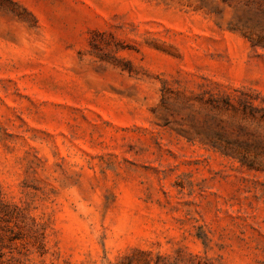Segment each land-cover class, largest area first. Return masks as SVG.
Returning <instances> with one entry per match:
<instances>
[{
    "label": "rangeland",
    "instance_id": "rangeland-1",
    "mask_svg": "<svg viewBox=\"0 0 264 264\" xmlns=\"http://www.w3.org/2000/svg\"><path fill=\"white\" fill-rule=\"evenodd\" d=\"M0 264H264V0H0Z\"/></svg>",
    "mask_w": 264,
    "mask_h": 264
}]
</instances>
